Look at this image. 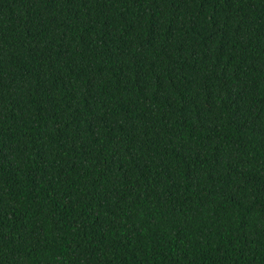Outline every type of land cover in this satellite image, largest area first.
Returning a JSON list of instances; mask_svg holds the SVG:
<instances>
[{
    "label": "trees",
    "instance_id": "trees-1",
    "mask_svg": "<svg viewBox=\"0 0 264 264\" xmlns=\"http://www.w3.org/2000/svg\"><path fill=\"white\" fill-rule=\"evenodd\" d=\"M0 264H264V0H0Z\"/></svg>",
    "mask_w": 264,
    "mask_h": 264
}]
</instances>
